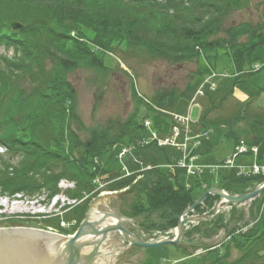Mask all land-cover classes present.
<instances>
[{"label":"trees","instance_id":"1","mask_svg":"<svg viewBox=\"0 0 264 264\" xmlns=\"http://www.w3.org/2000/svg\"><path fill=\"white\" fill-rule=\"evenodd\" d=\"M250 1L0 0V48L12 50L10 56L0 53V144L5 147L0 156V194L45 193L50 199L61 192L58 183L64 179L73 186L62 192L75 200L64 204L61 214L59 210L36 214L39 218L32 224L20 225L71 234L89 204L106 190L127 194L119 213L133 219L140 231L137 235L148 240L173 229L182 210L212 186L206 173L195 176L192 187L182 185L177 179L182 170L168 166L178 160L180 151L154 142L141 143L146 134L143 121L151 112L166 115L174 111L179 99H190L196 89L191 79L199 72L198 65L178 91L174 86L157 85L145 96L132 82L133 111L123 120L90 129L87 139L79 136L81 122L67 74L76 67L101 66L96 48L117 52L123 58L130 54L170 64L197 62L200 55L222 49L233 63L232 86H204L197 99L199 116L191 128L199 133L223 126L228 137L257 146L258 155H262L264 107L254 100L261 91L248 94L243 101L232 95L233 88L256 71L252 53L264 44V14L256 22L227 23L233 12L246 8ZM13 20L20 21L22 27L12 31L9 23ZM85 28L93 32L97 47L83 40ZM121 44L125 48H119ZM129 79L134 80L132 76ZM119 142L134 148L133 157L125 164L128 175L121 168L106 170L103 166V159L110 158ZM98 176L105 183L102 189H95L92 183ZM263 182L264 174L246 175L231 168L228 173L219 172L214 185L239 195ZM195 188H200L198 195L193 194ZM218 200L217 195H207L194 213L210 208L211 214ZM262 202L264 189L249 201L245 220L244 213L237 211L238 204H230L228 218L219 212L200 218L196 225L188 223L183 235L196 231L208 238L223 230L227 238L219 248L225 244V253L218 254L212 264H264ZM61 221L68 225L62 227ZM243 227L246 229L241 231ZM182 246L192 249L187 255L205 247ZM231 248L240 255L228 261Z\"/></svg>","mask_w":264,"mask_h":264},{"label":"rangeland","instance_id":"2","mask_svg":"<svg viewBox=\"0 0 264 264\" xmlns=\"http://www.w3.org/2000/svg\"><path fill=\"white\" fill-rule=\"evenodd\" d=\"M263 0H251L249 6L241 10L233 12L228 18L227 23H239L242 21L256 22L262 19L264 14ZM83 40L90 45H94L93 32L90 29H83ZM97 47V46H96ZM101 47V46H100ZM119 48H125L124 44H121ZM0 53L10 56L12 50L5 51L4 48H0ZM96 54L101 58L102 65L98 66H81L72 69L67 78L74 89L75 98V110L80 118L81 128L78 129V134L82 139H87L89 136V130L92 128H100L105 126L114 120H123L127 115L133 111L134 102L132 98V82L134 88L141 94L149 96L158 87H176L177 91L181 90L185 84L189 81L190 72L195 71L198 65L199 72L192 77V84L199 87L205 78L209 77L212 73L218 75L214 77L213 82L217 87L228 89L232 86L233 63L229 56L224 54L222 49L216 51H208L205 55H200L199 60L186 61L180 64H170L164 60H144L141 57H135L130 55L128 57H122L117 52H110L108 50H102L96 48ZM252 58L259 64V68L253 71L248 77L242 80V82L233 88L232 95L234 99L243 101L247 98V95L260 89V93L255 97V103L261 107H264V44L255 49L252 53ZM253 64V65H254ZM254 69L256 67H253ZM223 73V74H222ZM134 79L131 81L129 77ZM174 111L182 115L189 114L193 124L196 123L200 109L198 107H191L190 102L185 98L178 100ZM150 126L147 127L148 132L160 131L162 133H169L170 131V119L166 115H159L155 112H151L147 116ZM193 130V129H192ZM236 140L233 137L226 135V129L223 126H215L212 129H204L201 131V137L198 145L190 144V152L195 156L194 163L198 166H211L222 162L225 158L231 156L232 151L236 145ZM126 144L123 142L117 143L114 146L112 155L110 158L103 159V166L106 170H117L134 155V148L128 145V150L119 157L118 153L125 149ZM0 147V152L3 151ZM1 156V154H0ZM256 161L253 154H238L234 158V165H245L246 168L249 164ZM257 162L264 164V153L258 155ZM229 167H221L218 170H212L211 168L206 170L208 182L212 184L211 188L215 187L214 180L218 176L219 172L228 173ZM178 182L184 186L192 187L195 183L196 177L185 172H180L177 176ZM95 189H102L104 186L103 178L96 177L93 182ZM70 183L66 181H59L58 187L64 189L66 186H70ZM200 188L193 190L194 195L200 193ZM111 194L108 191H101L96 199L100 196ZM116 194V193H113ZM19 194L12 196L14 198L0 197V220H10L17 222H24L32 224L34 220L38 219L34 214L54 212L56 208L60 210L63 205V200L66 197L63 194L54 195L52 198H48L45 193H39L34 196L24 195L22 198ZM20 198V199H19ZM108 207L119 212V206H123L127 198L120 199L121 203H118L117 199L113 196L108 197ZM58 199L57 204L52 205L54 201ZM71 203H74L71 201ZM249 205V200L238 205V212H243V220L247 218L245 214L246 208ZM42 209L45 211L41 212ZM97 209L99 211H111L103 204H98ZM229 208H224L219 213L223 214L225 218L229 217ZM112 212V211H111ZM113 212V213H115ZM3 213V214H2ZM119 215V213H115ZM51 215V214H50ZM26 219L28 221H24ZM196 220H193L191 226L196 225ZM122 224L132 232L139 234V230L135 227L133 220L122 221ZM62 227H66L67 223L60 222ZM64 225V226H63ZM187 225H189L187 223ZM185 226V230L189 227ZM190 226V227H191ZM246 227H243L241 231H244ZM191 230V228H190ZM171 233V235H169ZM112 235V233L108 234ZM175 235V229H171L168 233L155 235L149 238V241L163 240L166 238H172ZM199 232L193 231L189 233V236L182 235L180 244L194 245L199 244L208 247L207 251L204 248H198L191 255L192 249L186 247L185 249L180 244H166L162 246L152 248H139V247H126L114 256L113 264H212V262L219 258L220 253H225L226 245L224 244L219 248L221 243L227 238L224 231L220 230L212 237H202ZM113 241L111 245L117 243V252L122 249L127 243L119 237L117 233L107 239L103 244L106 246ZM120 247V248H119ZM215 247V248H214ZM109 245L105 247L108 249ZM215 249V250H213ZM220 249V252L219 250ZM187 250V251H186ZM240 252L234 248H231L230 254L227 257L228 261L237 258ZM106 261V257L105 260Z\"/></svg>","mask_w":264,"mask_h":264},{"label":"water","instance_id":"3","mask_svg":"<svg viewBox=\"0 0 264 264\" xmlns=\"http://www.w3.org/2000/svg\"><path fill=\"white\" fill-rule=\"evenodd\" d=\"M9 27L12 31L22 27L20 21H11ZM264 189V183L252 191L243 194L232 195L219 188L207 189L193 203L187 205L178 216L175 227V235L158 241H147L131 231H129L122 221L129 220L126 216H119L108 207L110 196L114 195L117 199V206L122 198H128L127 194L120 195L107 194L92 201L85 213V216L74 235H63L48 229L31 227L24 222L0 220V264H113L114 256L120 254L128 246L140 248H152L166 244H179L187 222L211 217L210 215L189 214L194 211L197 205L203 203L207 195H217L220 201L217 203L216 210L223 205L239 204L252 199ZM98 204L105 205L111 211H99ZM123 205V204H122ZM113 206V205H112ZM115 212V213H113ZM112 233V235H108ZM117 233L121 240L127 244L121 250L114 252L113 248L117 243L105 249V241ZM120 248V247H119ZM116 250V249H115ZM106 257V261L105 260Z\"/></svg>","mask_w":264,"mask_h":264},{"label":"built area","instance_id":"4","mask_svg":"<svg viewBox=\"0 0 264 264\" xmlns=\"http://www.w3.org/2000/svg\"><path fill=\"white\" fill-rule=\"evenodd\" d=\"M213 85L211 84V88ZM202 89L199 88L195 95L191 98V103L193 105H197L195 102V96L201 95ZM173 124L171 126L170 134L159 136L156 132H149L144 139V142L149 141H155L158 145H171L176 147L182 152L181 157L178 159L176 166L182 168L185 170L186 173L190 175L200 174L205 171L206 168H211L212 170H216L220 166H233V157H235L237 154L247 153L251 152L253 154H256L257 148L255 146H247L243 141H240L232 154L231 158L226 159L221 165H211V166H198L195 165L194 159L195 157L190 154L189 152V142L194 140L197 144V135H190V128H189V122L190 118L188 115H182L178 113H172L171 114ZM144 125L146 127L150 126V122L148 120L144 121ZM242 171L243 169L240 168ZM246 174H258L262 173L264 174V165H259L257 163L251 164L247 170H244ZM70 185V184H69ZM57 200V199H56ZM56 200L54 202H56ZM65 201L69 202V200L65 199L62 202ZM73 202V201H72ZM264 206V202H263Z\"/></svg>","mask_w":264,"mask_h":264},{"label":"bare ground","instance_id":"5","mask_svg":"<svg viewBox=\"0 0 264 264\" xmlns=\"http://www.w3.org/2000/svg\"><path fill=\"white\" fill-rule=\"evenodd\" d=\"M0 197L8 198V199H9V198H11V199L14 198V197H9V196H4V195H1V194H0ZM20 198H21V196H20ZM20 198H19V199H20ZM12 200H13V199H12ZM55 204H57V202H54L52 205L54 206ZM43 211H45V209H42L41 212H43ZM54 211H58V210L56 209V210H54ZM58 212H59V211H58ZM45 213H47V212H45ZM37 214H41V213H37ZM34 215H36V214H34ZM133 223H134V221H133ZM134 225H135V227H136V224H135V223H134Z\"/></svg>","mask_w":264,"mask_h":264}]
</instances>
